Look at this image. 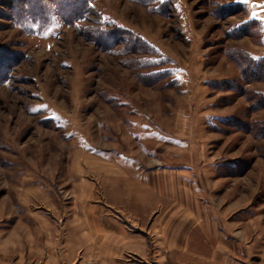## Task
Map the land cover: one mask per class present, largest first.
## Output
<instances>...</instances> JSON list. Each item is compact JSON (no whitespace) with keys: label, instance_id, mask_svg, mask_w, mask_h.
I'll list each match as a JSON object with an SVG mask.
<instances>
[{"label":"rangeland","instance_id":"374dc122","mask_svg":"<svg viewBox=\"0 0 264 264\" xmlns=\"http://www.w3.org/2000/svg\"><path fill=\"white\" fill-rule=\"evenodd\" d=\"M257 5L0 0V264H264Z\"/></svg>","mask_w":264,"mask_h":264},{"label":"snow or ice","instance_id":"6c2138e0","mask_svg":"<svg viewBox=\"0 0 264 264\" xmlns=\"http://www.w3.org/2000/svg\"><path fill=\"white\" fill-rule=\"evenodd\" d=\"M244 2L247 3L248 0H244ZM257 7H262V8H264V5H257ZM256 15H257L256 12H252V16H253V17H255ZM33 111H35V109H33Z\"/></svg>","mask_w":264,"mask_h":264},{"label":"crops","instance_id":"0c3cea01","mask_svg":"<svg viewBox=\"0 0 264 264\" xmlns=\"http://www.w3.org/2000/svg\"><path fill=\"white\" fill-rule=\"evenodd\" d=\"M185 235L181 238V239H179V241L178 242H183L184 240H185Z\"/></svg>","mask_w":264,"mask_h":264},{"label":"trees","instance_id":"16d2710c","mask_svg":"<svg viewBox=\"0 0 264 264\" xmlns=\"http://www.w3.org/2000/svg\"><path fill=\"white\" fill-rule=\"evenodd\" d=\"M128 36V35H127ZM133 42H135L136 43V40H133Z\"/></svg>","mask_w":264,"mask_h":264}]
</instances>
